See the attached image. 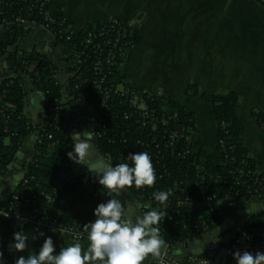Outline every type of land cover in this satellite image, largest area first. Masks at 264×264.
Instances as JSON below:
<instances>
[{"label":"trees","instance_id":"trees-1","mask_svg":"<svg viewBox=\"0 0 264 264\" xmlns=\"http://www.w3.org/2000/svg\"><path fill=\"white\" fill-rule=\"evenodd\" d=\"M255 1L264 6L259 0ZM47 6L50 8V0ZM28 11L29 6L21 0H0V13H3V17L21 14L30 21L43 23L42 16L37 12L28 18ZM62 18L64 16H57V21ZM103 24L105 22L84 25L73 33L70 41L57 38L56 45L68 51L60 63L70 64L74 53L91 50L84 43L86 36L89 31ZM52 26H57V23ZM62 26L66 30L72 28L69 21ZM123 26L125 31L117 47L129 52L126 64L116 69V80L125 88L140 92L147 114L135 111L129 104L130 97L126 96L112 102L107 117H95L97 111L102 112L100 95L82 87L76 91V101L70 105V110H60L56 118L49 114L48 106L62 96V85L55 78L57 65L40 51L18 49L17 46L31 34V27L14 22L6 25L4 36L0 38V60L6 64L7 70L25 73L36 88L42 89L47 105L43 122L40 125L34 124L25 114L24 79L20 75L8 76L5 73L0 89V175L13 162L24 143L36 130H40L41 136H37L33 142V156L26 162L25 175L14 191L28 192L33 200L40 198V193L44 192L47 200H54L60 195L83 189L97 195L102 201L106 200L107 197L101 192L102 187L87 169L85 162L78 165L67 155L74 145L69 127L70 117H74L91 135H98L92 136L95 147L113 164L130 163L127 156L135 151H146L151 155L158 177L156 184L140 189L133 185L127 190L144 202H153L154 191L171 189L167 215L159 224L160 235L165 244H181L202 236L218 224L244 198L249 187L254 189L262 182L255 198L264 200V171L257 168L250 149L244 145L245 127L237 113L241 104L240 95L231 89L207 92L195 84L187 87L188 96L199 97L211 103L213 108L218 127L217 152L208 153L201 141L192 110L163 94L130 84V49L140 42V35L137 28L128 22ZM89 64L90 61L86 62L84 75L93 78ZM73 82L75 79H72L71 86ZM86 102L92 104L93 114ZM252 116L264 132V112L253 109ZM49 135L51 138H48ZM240 170L246 173L250 171V174H240ZM25 179L27 183H24ZM48 180L53 181L56 187L46 184ZM214 195L216 198L212 200ZM189 198L192 204H186ZM5 204L0 203V207ZM28 209L42 211L44 207L38 203ZM259 225H264V211L251 216L243 228ZM3 254L6 264H14V253ZM208 254L203 253L199 257L205 258ZM215 264H236V261L222 259Z\"/></svg>","mask_w":264,"mask_h":264},{"label":"crops","instance_id":"crops-1","mask_svg":"<svg viewBox=\"0 0 264 264\" xmlns=\"http://www.w3.org/2000/svg\"><path fill=\"white\" fill-rule=\"evenodd\" d=\"M50 10L54 16L67 18L76 31L88 23L110 20L128 22L137 28L140 42L130 49V84L163 94L192 110L201 141L210 154L217 152L218 135L212 105L199 97L188 96L186 89L195 84L207 92L236 91L241 97L237 113L245 127L244 145L250 149L257 168L264 171V132L252 116L253 109L264 112V6L255 0H50ZM31 34L41 45V48L34 45L32 49L46 54L58 65L65 49L54 44L46 32L36 30ZM5 69L6 64L2 62L1 73ZM23 83L26 106L37 115L32 121L40 125L44 119V110L40 109L43 94L30 80L24 79ZM69 127L72 134L86 131L92 138L74 117H70ZM89 143L91 147L84 162L98 182L93 170L109 159L97 150L93 140ZM33 153V141L28 139L10 166L1 173L0 203L5 202L17 187L25 160L28 162ZM45 182L56 187L51 180ZM119 199L125 206V218L132 220L147 209L136 205L149 203L125 190ZM100 202L103 201L97 195L81 189L54 200L45 199L41 204L46 218H60L68 228L83 230L84 224L95 219L93 210ZM263 211L264 200L245 198L207 233L177 244L175 249L172 248V255L180 260L179 264H192L190 258L210 252L211 248L220 245L221 239L230 238L234 227ZM37 224L35 220L19 224L0 213V251L14 253L16 257L29 255L39 250L47 236L53 237L57 251L74 241L61 229L53 232L41 227L36 231ZM21 229L30 237L29 247L23 253L13 248V233ZM40 232L45 236L41 237ZM33 236H36L35 240L31 239ZM81 243L87 246L86 237ZM143 264L155 263L147 257Z\"/></svg>","mask_w":264,"mask_h":264},{"label":"built area","instance_id":"built-area-1","mask_svg":"<svg viewBox=\"0 0 264 264\" xmlns=\"http://www.w3.org/2000/svg\"><path fill=\"white\" fill-rule=\"evenodd\" d=\"M21 1L29 6L28 18L33 15V12H37L42 16L43 23H37L35 20L30 21L21 14H13L12 16L5 18L2 16L3 13H0V38L4 36L6 25L14 22L31 27L32 32L40 30L48 33L55 43L57 38H65L67 41L71 40V37L76 30H74L73 27L69 30L64 29L63 26L60 27L68 20L64 17L60 21H57V16H54L51 13L50 8L47 6L49 0ZM259 1L264 3V0ZM54 23H57V26H52ZM124 23L127 22L110 20L106 21L105 24L99 28L89 31L84 43L86 46H90L91 50H82L80 53H74L70 64H56L55 78L57 79V82L62 85V88L66 86V90L63 91L61 88V99L50 102L48 106L49 114L54 115L57 118L60 110H64L66 108L70 110V105H74L76 101V91L81 90L82 87H87L89 88V91H96L97 94L100 95L99 100L102 112L97 111L95 113V117H107L109 115L108 111L111 108L112 102L126 96L130 97L129 104L135 108V111H144V115L147 114V107L140 92L125 88L123 84L118 83L116 80V69L126 64L125 61L127 59V53L129 52V50H122L121 47H117L125 31V27L123 26ZM129 25L132 24L129 23ZM107 46H109V48L107 50H103V48ZM88 61H90L89 66L92 69L93 78L84 75L87 67L86 62ZM5 70L6 71L1 73L2 61L0 60L1 85L3 84L6 72L8 73V76L20 75L22 79H25V81L29 80L25 73L12 72L7 69ZM72 79H75V82H73V85L71 86ZM85 104L89 106V109L93 114L92 104L90 102H86ZM46 105L45 101V107ZM76 110H78V108ZM38 136H41L40 130ZM92 136L98 137V135L94 133ZM48 138H51V135H49ZM240 174L249 175L250 171L246 173L244 170H240ZM27 182L28 181L25 179L24 183ZM262 184V182L259 183V187L254 189L249 187L246 191V195L242 198L256 197V194L259 192V188ZM215 198V195L211 197L212 200ZM45 199L47 200V197L44 192L40 193V198L33 200L28 196V192L13 191L5 201L6 204L3 207H0V213H2L5 218L19 224H26L29 221L35 220L38 222L35 227L36 231H38L41 227H45L50 231L55 228L57 230H64L72 239L81 235L86 237V233H84L83 230L68 228L60 218L48 219L45 216H41V214H44L43 210L28 209L33 204L41 203V201ZM186 204H192L190 198L186 200ZM237 250H248L253 253L256 251H264V225L246 229L242 228L230 239L229 242L220 244L208 252L209 254L207 257H192L190 258V261L192 264H215L217 261L222 259H233L234 257L232 254ZM148 258L155 264L180 263L178 258H174L165 252H160L159 256H153L150 254Z\"/></svg>","mask_w":264,"mask_h":264},{"label":"clouds","instance_id":"clouds-1","mask_svg":"<svg viewBox=\"0 0 264 264\" xmlns=\"http://www.w3.org/2000/svg\"><path fill=\"white\" fill-rule=\"evenodd\" d=\"M85 133V135H81ZM74 145L68 157L78 165L88 156L92 138L86 131L72 134ZM127 161L113 164L110 160L94 169L101 192L107 197L93 210L95 219L83 225L87 246L81 243L84 236H76L72 243L57 246L52 236H47L39 250L29 255L14 258V264H143L151 254L159 256L164 245L160 235L159 224L165 219L171 189L153 192V202L137 204V208H147L135 220L125 218V206L119 196L126 188L153 187L157 174L151 155L146 151L131 152ZM56 232L57 229H53ZM44 237L45 233L40 232ZM30 237L21 229L13 233V248L23 253L29 247ZM35 240L36 236L31 237ZM218 239L213 240L216 242ZM236 264H264V251L255 253L237 250L233 254ZM0 264H6L4 254L0 251Z\"/></svg>","mask_w":264,"mask_h":264},{"label":"water","instance_id":"water-1","mask_svg":"<svg viewBox=\"0 0 264 264\" xmlns=\"http://www.w3.org/2000/svg\"><path fill=\"white\" fill-rule=\"evenodd\" d=\"M54 44H56V43H54ZM0 85H1V82H0ZM23 88L25 89V87L23 86ZM41 92H42V94H43V97H44V93H43V91H42V89H39ZM62 90L63 91H65L66 90V86H64L63 88H62ZM25 92H26V90H25ZM26 97H25V101H26ZM42 103V106L40 107V109L41 110H44L45 109V100L43 99V101L41 102ZM38 134H39V130H36L34 133H33V135L31 136V140L34 142L35 141V139H36V137L38 136ZM27 159V158H26ZM26 162H27V160H25ZM24 161V162H25ZM10 166V165H9ZM8 166V167H9ZM25 175V172H23L22 173V175H21V178H20V180H19V183H20V181H21V179H22V177ZM18 183V184H19ZM14 191V190H13ZM12 191V192H13ZM125 191L126 192H128V190H127V188L125 189ZM11 192V193H12ZM125 216H127L126 214H125ZM222 219V218H221ZM249 221V218H248V220H246L245 222H244V224L243 225H239V226H237V227H234V229H233V232L231 233V235H230V238L229 239H221L218 243L219 244H224V243H227V242H229L230 241V239L233 237V236H235L237 233H238V231L240 230V229H242L243 227H244V225L247 223ZM177 247V245H168V244H165L164 243V245H163V247H162V249H161V252H165V253H167L168 255H170V256H172V257H174V258H176L175 256H173L172 255V248L173 249H175ZM213 248H211L210 250H212Z\"/></svg>","mask_w":264,"mask_h":264},{"label":"rangeland","instance_id":"rangeland-1","mask_svg":"<svg viewBox=\"0 0 264 264\" xmlns=\"http://www.w3.org/2000/svg\"><path fill=\"white\" fill-rule=\"evenodd\" d=\"M25 39H26V38H25ZM25 39L23 40L22 43L19 44V46H17L19 50L30 51V50H32V47H33L34 45H36V48H37V47H38V48H41V45L39 46V44L36 43V42H37V40H36L37 37H36L35 35L30 34L29 37H27V41H26ZM63 51H64V55H65L66 53H68L67 50H63ZM25 114H26L28 117H30L31 119H34V120L37 119L36 112H35L31 107H29V106H26V107H25Z\"/></svg>","mask_w":264,"mask_h":264}]
</instances>
